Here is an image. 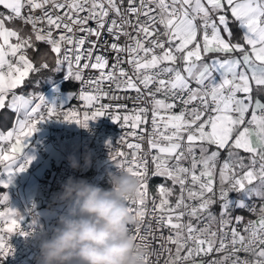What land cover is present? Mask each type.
Segmentation results:
<instances>
[{
    "label": "snow or ice",
    "instance_id": "6c2138e0",
    "mask_svg": "<svg viewBox=\"0 0 264 264\" xmlns=\"http://www.w3.org/2000/svg\"><path fill=\"white\" fill-rule=\"evenodd\" d=\"M0 9V109L18 114L17 127L0 133V162L13 161L0 185L9 187L30 166L34 157L16 154L40 123L56 119L88 128L89 121L109 116L147 144L129 148L155 150L120 166L139 180L127 204L136 220L133 237L146 251L144 264H152L153 254L159 264L165 253L164 264H264V0H0ZM37 42L50 46L39 54V67L28 51ZM101 48L113 54L111 64L95 54ZM49 53L55 54L53 71L66 64V79L91 88L79 94L88 109L82 117L43 95L14 91L29 73L49 69ZM88 69L99 75L84 81ZM112 85L134 91L141 103L130 114L113 113L111 103H99L121 99ZM222 152L227 155L221 161ZM150 175L171 182L157 186L151 213ZM217 205L219 213L213 211ZM241 209L257 219L233 216ZM146 215L168 229L159 250L149 251L158 239L152 222L141 231ZM20 219L13 209L0 211L7 226L0 232L12 233ZM13 251L0 234V257Z\"/></svg>",
    "mask_w": 264,
    "mask_h": 264
},
{
    "label": "built area",
    "instance_id": "2783aa9c",
    "mask_svg": "<svg viewBox=\"0 0 264 264\" xmlns=\"http://www.w3.org/2000/svg\"><path fill=\"white\" fill-rule=\"evenodd\" d=\"M2 10V9H0ZM30 28V26H28ZM226 35V34H225ZM111 41L110 37H106ZM29 51V50H28ZM96 55L104 54L109 58L110 64L112 62V53L104 48L97 51ZM126 68L128 65H124ZM65 73L55 85L67 81L65 78L67 74V65H64ZM107 71V70H105ZM99 75L98 70H84V81L90 78H96ZM75 87L72 91H64L61 88L54 90L50 97L44 96L49 104H54L56 107H62L64 111L69 109H75L81 117L85 108L84 103L79 99V94L82 90L87 89L91 91V88L81 81L75 80ZM53 85L52 87H54ZM51 87V88H52ZM105 91L109 90L108 82H104ZM115 95L121 97L120 100H111L110 98L102 99L99 103H111L113 105L111 111L117 115L123 116L130 114L131 110L140 101H136L134 97L137 95L134 91H118L115 90V86H111ZM18 95L20 93L14 90ZM94 94V93H93ZM162 98V97H159ZM38 101V100H37ZM36 101V102H37ZM96 104V107L99 106ZM118 105H125L126 108H119ZM41 111H44L42 108ZM179 112L180 109H175ZM88 128L79 126L76 123H69L62 120L50 119L38 125L39 130H44L35 140L31 143L33 151L40 154H46L49 148L57 151L56 156H52L49 161V166L43 173L40 180L41 195L37 197H31L26 200L25 208L26 212L18 227H14L12 233H7L6 230L0 232L4 235L5 239L14 249L13 253L7 257H0V264H36V257L39 255V241L45 234L51 235L52 229L57 226L58 217L60 214L66 212V208L63 204L56 200L57 194L61 191V185L64 184L68 177H74L77 179H85L92 184H96L102 188L111 187L109 183V173L119 174L121 165L127 166L126 161H131L134 156L144 155L150 158V155L155 150H148L143 153H138L137 150L129 148V144L141 143L144 149H147L145 141L138 140L137 137L130 135L132 131L129 127L123 125V121H113L109 116H103L94 121L88 122ZM16 128V125L11 130ZM38 130V131H39ZM139 132V129L136 130ZM74 140V141H73ZM111 142L109 146L107 142ZM3 142H0L2 145ZM117 153H123V156L116 155ZM198 154V150H197ZM227 153H221V161L226 157ZM85 156L90 158V165L85 164ZM115 156V159L113 158ZM70 158H74L78 163V168H73L70 165ZM5 162H0V179L7 177V171L5 169ZM153 165L149 164L151 170ZM27 173L33 172V166L30 165ZM163 183H167L171 186L170 181H166L164 177L149 176V199L147 202L148 212L153 211V205L151 199L153 196H158L157 186ZM178 193V186H177ZM232 198H236V194H231ZM175 199V196L172 197ZM259 205L260 201L256 202ZM0 211H4L3 205L0 203ZM213 211L219 213V206H214ZM48 213V214H46ZM233 216H242L247 220L257 219L256 215L248 212L247 210H234ZM37 217H40L39 221ZM187 220V217L185 218ZM152 222V228L155 230V235L158 239L153 240L149 251L153 249L159 250L161 235L167 236L169 234L168 229L157 228L153 218L150 215H146L144 223L140 226L141 231L148 227L149 222ZM206 222V221H205ZM196 223V221H193ZM202 226V225H201ZM6 225L3 221H0V229H6ZM130 233L135 234V225H130ZM215 227V226H214ZM242 231L243 224L240 225ZM19 230L28 235H21ZM151 239V237L149 238ZM139 241L137 240V243ZM175 250L174 245H168ZM247 254L241 253V256ZM167 258V253L163 254L159 258V264H164ZM152 264H155L157 257L153 254L149 257Z\"/></svg>",
    "mask_w": 264,
    "mask_h": 264
},
{
    "label": "clouds",
    "instance_id": "9594fccd",
    "mask_svg": "<svg viewBox=\"0 0 264 264\" xmlns=\"http://www.w3.org/2000/svg\"><path fill=\"white\" fill-rule=\"evenodd\" d=\"M90 162L85 156V164ZM70 165L80 166L74 158ZM109 183L111 187L102 188L68 177L56 197L66 212L51 235L41 237L36 264H144L146 251L130 233L136 220L127 204L136 196L139 180L119 170L109 173Z\"/></svg>",
    "mask_w": 264,
    "mask_h": 264
},
{
    "label": "crops",
    "instance_id": "0c3cea01",
    "mask_svg": "<svg viewBox=\"0 0 264 264\" xmlns=\"http://www.w3.org/2000/svg\"><path fill=\"white\" fill-rule=\"evenodd\" d=\"M217 76V80H219V74H216ZM56 84V83H55ZM53 84V85H55ZM53 85H51L47 90H45L41 95L43 96H48V91L51 90L53 87ZM52 87V88H51ZM19 92V91H18ZM20 95H30V92L27 93H22L19 92ZM9 99H11V94L9 95ZM17 117L18 114L15 113V117H14V121L12 126L8 129V130H2L0 128V133H6L7 131H10L12 129V127L14 126V124L17 127ZM44 130H39L36 131L26 142L27 146H25L24 150L22 153H18L17 155V159L21 156V155H29L28 149L32 148L31 143L35 140L36 136H38L40 133H42ZM34 153H36L35 151H33ZM38 154V156L32 160L31 164L33 166V172L32 173H27V172H21L26 174L25 177H21V174L18 173L15 175L14 179H13V183L11 185H9V187H4L3 185H0V203L3 205L4 207V211L6 212L7 209H9V206L14 204L15 208H13V210L18 213L20 215V217L22 218L26 212V208H25V202L27 199L31 198V197H37L40 194H37V191L39 189L40 193V180L41 177L43 175V173L45 172V170L48 168L49 166V161L50 158L52 156H56L57 155V151L55 149L49 148L47 150L46 154H40V153H36ZM240 154L247 156V154L243 153L242 150H240ZM7 155V153H6ZM5 169L7 171V175H8V170L9 167L13 166V161L12 160H5ZM8 166V167H6ZM27 176V177H26ZM7 178V177H6ZM4 178V179H6ZM9 192L14 193V195H10ZM29 192H34L33 195L30 196ZM7 195L8 199L4 200V196Z\"/></svg>",
    "mask_w": 264,
    "mask_h": 264
},
{
    "label": "trees",
    "instance_id": "16d2710c",
    "mask_svg": "<svg viewBox=\"0 0 264 264\" xmlns=\"http://www.w3.org/2000/svg\"><path fill=\"white\" fill-rule=\"evenodd\" d=\"M16 26H22L19 22H16ZM230 26H231V18H230ZM26 30L29 29L28 26H24ZM239 34V33H238ZM50 46L44 44L43 42H37V47L35 49L29 50V56L33 60L34 65L39 67L41 61L40 53L49 51ZM54 59L55 54L49 53L47 57V61L50 65L49 69H41L39 72H31L29 76L25 79V82L22 86L18 87L16 90L22 93L31 92L36 96L41 95L45 90H47L51 85L57 83L62 79L65 68H63L60 72H55L52 69L54 68ZM75 79L70 78L67 81L61 83L60 88L64 91H72L75 87ZM15 112L7 107L4 109H0V128L2 130H8L14 121Z\"/></svg>",
    "mask_w": 264,
    "mask_h": 264
},
{
    "label": "rangeland",
    "instance_id": "374dc122",
    "mask_svg": "<svg viewBox=\"0 0 264 264\" xmlns=\"http://www.w3.org/2000/svg\"><path fill=\"white\" fill-rule=\"evenodd\" d=\"M58 89H60V88H59V84H58V85H55L51 90L48 91V96H50L54 90H58ZM32 94H33V93L30 92V95H32ZM38 102H39V101H37V103H38ZM73 141H74V140H73ZM28 152H29L30 157H34V159L38 156V154H36V153L33 152V149H32V148H29V149H28ZM20 174H21V177H22V176L25 177V175H26V174H24V173H20ZM26 177H27V176H26ZM9 194H10V195H14V193H12V192H9ZM29 194H30V196H31V195L34 194V192H29ZM37 194H40V195H41L39 189H38V191H37ZM13 208H15V205H14V204H12V205L9 206V209H13ZM7 210H8V209H7ZM6 212H7V211H6ZM46 214H48V213H46ZM39 218H40V217H37V220H38V221L40 220Z\"/></svg>",
    "mask_w": 264,
    "mask_h": 264
}]
</instances>
